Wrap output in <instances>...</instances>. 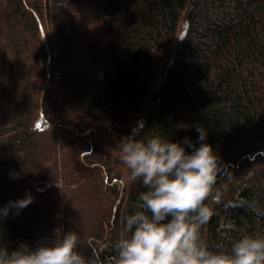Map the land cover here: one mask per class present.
Instances as JSON below:
<instances>
[{
	"label": "trees",
	"instance_id": "trees-1",
	"mask_svg": "<svg viewBox=\"0 0 264 264\" xmlns=\"http://www.w3.org/2000/svg\"><path fill=\"white\" fill-rule=\"evenodd\" d=\"M141 126L196 147L204 127L223 199L264 211V0H0V208L32 196L0 246L76 231L107 264L146 191L119 150ZM216 207L210 247L264 234V215Z\"/></svg>",
	"mask_w": 264,
	"mask_h": 264
},
{
	"label": "clouds",
	"instance_id": "clouds-1",
	"mask_svg": "<svg viewBox=\"0 0 264 264\" xmlns=\"http://www.w3.org/2000/svg\"><path fill=\"white\" fill-rule=\"evenodd\" d=\"M142 130L141 126L135 134L123 137L119 150L129 181H141L146 191L140 192V210L125 218L129 234L116 241L107 264H264V234H244L230 248L210 247L202 237L203 226L218 214L216 205L221 202L225 209L244 207L264 215L254 201L239 196L223 199L216 187L219 159L206 142L205 128H197L198 147L187 138L181 144L158 134L144 133L137 139ZM31 203L30 194L10 201L0 208V216H7L12 208L19 212ZM233 229L232 223L221 222L218 231ZM55 231L51 242L35 248L22 245L8 251L0 246V264H105L95 248L90 246L91 258L79 250L76 231Z\"/></svg>",
	"mask_w": 264,
	"mask_h": 264
},
{
	"label": "water",
	"instance_id": "water-1",
	"mask_svg": "<svg viewBox=\"0 0 264 264\" xmlns=\"http://www.w3.org/2000/svg\"><path fill=\"white\" fill-rule=\"evenodd\" d=\"M41 33H42V37L43 39L45 40V35H44V31L43 29L41 28ZM45 47H46V50L48 51V46H47V43L45 42ZM50 56L48 57L47 59V67H46V78H45V81L44 83L42 84V87H41V95H42V92H43V89L45 88L48 80H49V76H50Z\"/></svg>",
	"mask_w": 264,
	"mask_h": 264
}]
</instances>
